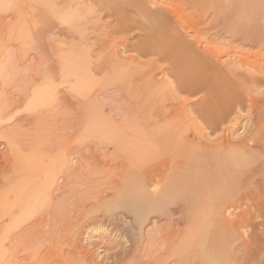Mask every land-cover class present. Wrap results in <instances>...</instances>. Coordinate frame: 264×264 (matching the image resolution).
<instances>
[{
  "label": "bare ground",
  "instance_id": "6f19581e",
  "mask_svg": "<svg viewBox=\"0 0 264 264\" xmlns=\"http://www.w3.org/2000/svg\"><path fill=\"white\" fill-rule=\"evenodd\" d=\"M20 1L12 4L10 21L3 26L17 28L21 35L15 34L17 38H30L28 55L35 73L29 77L27 98L11 96L7 106L14 108L18 101L35 108L52 95L51 90L38 88L44 80L36 73L47 42L59 65L73 76V90L78 84L84 89L81 84L94 82L95 77L101 79L102 94L109 99L102 106V112L109 113L102 115L103 122L110 119L107 130L117 128L118 120L126 121L127 129L143 130L161 150L154 159L134 163L66 159L43 174L32 170L31 159H6L7 264H182L180 255L197 242L191 238L195 232L184 235V224H196L188 222L187 213L190 219L195 216L191 211L200 212L197 223L214 225L216 231L249 225L256 215L228 213L242 204L256 210L264 206V0ZM5 20L1 15L0 24ZM139 33L144 37L131 43ZM2 49L0 44V53ZM0 64L4 76L5 60ZM245 109L243 123L240 111ZM239 118L243 132H229L226 123ZM101 227L113 233L105 244L112 252L102 254L105 251L94 249L97 242L94 246L82 242L86 233ZM259 236L253 241L240 239V249L235 248L240 253L229 264L253 261L252 244L264 248ZM121 238L129 243L122 249ZM208 258L185 262L214 264L215 256Z\"/></svg>",
  "mask_w": 264,
  "mask_h": 264
},
{
  "label": "rangeland",
  "instance_id": "374dc122",
  "mask_svg": "<svg viewBox=\"0 0 264 264\" xmlns=\"http://www.w3.org/2000/svg\"><path fill=\"white\" fill-rule=\"evenodd\" d=\"M9 1L0 0V16L6 15L5 22H2V24H0V27H1L0 36L2 37V40L0 38L1 40L0 44L1 46H3L2 52L0 53V60H5V75L4 76L0 75L1 77L0 84H3L4 89H5V111L0 112V264H7L6 257H5V161L6 159H27V160L31 159L32 161L30 162L32 163V166H33L32 170L34 172L36 171V173L39 172V170H41V173L43 174L42 170L44 172L50 169L55 170L56 169L55 165L57 167L59 161H60L59 163H61L63 160H66V159L67 160H70V159H91V160L93 159H124L127 161L129 160L130 163H134L138 161H145L146 159L148 160L152 159L153 154L155 155L156 152H160L161 150L160 149L161 147L156 145V143L154 145V142L150 140L151 139L150 137L145 136L143 130H140V129L130 130V128L127 129L125 127L126 121L120 122V120H118L119 125L117 126V128L114 126L111 131L107 130L109 128L107 127V124H109L110 119L108 118L107 122H103L104 119L102 118V115L106 116V114H109V113L107 110L105 112H102V108H103L102 106H104V104L106 105L108 103L107 100L109 101V99L105 98L104 97L105 95H103L105 93L104 92L105 87H103L104 84L102 83L101 79L98 77H95L94 80L97 82L95 81L93 82V79H91L92 80L91 83L89 80L81 84L83 85L84 89L83 88L80 89L79 84H78V87H76L78 88V90L76 89L73 90L72 85L75 84L73 76L67 71L66 68H65L66 70H64L63 66L59 65V63L57 62L56 56L54 55L52 50H50L51 49L50 45L47 42H46L44 51H42L41 55L39 56L41 57L39 63H41V61L42 63L41 65L39 64L40 65L39 68L37 64L36 73L38 74V78L40 79L43 78L44 80V82L40 81V86H38V88L42 91H44V89L47 88L46 90H51L52 95L47 97L48 100L46 99V96H45V99L44 100L42 99L41 102L35 108H32L31 106H29V104L26 101H25L26 103H23V104H18L17 103L18 101L15 102L16 107L14 106V108L7 106V103H10L11 101L10 99L11 96L16 99L21 98L22 100H25L27 98L26 95L30 93L29 88H30V85H32V79L29 81V77H31V75L35 73L34 66L32 65V57L31 55H28L32 53V49L30 48V46L32 45L29 46L30 38L21 37L22 38L21 39L19 38L21 35L17 34L19 32L17 28L14 27L11 30L10 27L6 29V27L3 26L4 23L6 26V22L8 23L10 21L9 18H10L11 12L14 11L13 8L11 9V7L14 5V3H17V2L21 3L20 0H17V2L16 0L14 1L9 0ZM178 2L187 3V1H184V0L177 1V3ZM6 3H9V4H6ZM5 6L7 9H5ZM14 29L17 30V33H16V30ZM10 32L12 33L10 34ZM9 34L12 35L11 38ZM15 34H17V36L19 37L17 38ZM3 35H4V38H3ZM143 37L144 36L140 35L139 33V35L132 37L130 42L135 43L139 41L140 39H142ZM23 42L25 44H22ZM5 47L7 48L5 49ZM18 48L20 49V51ZM29 49H31V51ZM46 49H47V52H46ZM28 50L30 51L29 53H28ZM19 52L21 55V56L19 55L20 57L18 56ZM24 54H25L26 59L24 57ZM47 54L48 56L54 55L53 60H48V61L45 60L44 56ZM224 58H228V56L226 55ZM44 61H46L45 64H44ZM162 63L164 62L160 61V64ZM44 68L46 71L44 70ZM39 69L41 70L40 72H39ZM48 72L51 74L49 75ZM45 73H47L46 76H48L49 78H46L44 76ZM3 77L5 80H3ZM3 81L5 83H2ZM87 84L90 86H88ZM79 89L81 91H79ZM83 90L86 93H84ZM101 95H103V97ZM81 98H83V100ZM99 98L101 100H99ZM102 98H103V102H102ZM77 100L79 103L77 102ZM91 102H93V104L95 105L94 107H93V104L91 105ZM86 103L90 104V107H91L90 109H89V104H87L88 109L86 108ZM100 103L102 104L100 105ZM75 105L76 107H74ZM94 109L96 110V112H94L95 111ZM99 109L101 110L102 114L99 113L100 111ZM69 110L70 111L73 110V111L68 113ZM88 111L90 113L89 115H87ZM92 112L93 114H91ZM241 112H242L241 118L245 120L243 121V123H245L247 121V116H248L247 109L240 111V113ZM96 113H97V116H96ZM83 116L85 117V119ZM89 117H92V118L90 119ZM241 118H239L240 120H237V119L235 121L232 120L231 122H229L230 124L226 123L227 127L230 130L229 132L231 131L233 132V130H236V129H237L236 134L237 133L240 134V131L241 133L243 132L244 127L241 126L242 125L241 120L243 119ZM98 119L101 121H98ZM86 120L88 123H86ZM91 120L93 121L91 122ZM83 121L85 122V124ZM4 122H5V125H4ZM98 122L100 123L98 124ZM2 123H3V128H2ZM233 125H235V127ZM4 126H5V129H4ZM102 127L105 128L106 133H104V129ZM231 127H234V129ZM113 129H115V131ZM103 133H104V136H103ZM114 133L116 134L115 136H114ZM140 134L142 135L140 136ZM124 135L126 138L124 137ZM214 136H215L214 134L211 135V137H214ZM140 139L142 140V142L139 141ZM155 147L156 148L159 147L158 148L159 150L158 149L154 150ZM106 151H107V154L105 156ZM152 151H154V153ZM167 155L169 156V153ZM157 157L158 156H156L155 159ZM246 208H247V212L244 211V209L246 210ZM231 209L232 210L230 211L232 212L228 214L229 216L232 215V217L234 214L235 216H238V214L239 216L256 215V217L254 219H251V221H249L250 222L249 225L247 223L245 224V226L240 227L239 229L241 231H238L239 229H235V230L225 229V228L219 227L218 225H215L216 227H219L217 228V231H216V228L214 227V225H211L208 228L209 224L206 225L205 223H203V221H200L199 223H197L199 219L196 220L195 218L196 217L198 218V216H200L199 215L200 212L195 213V211H191L192 216H193V212L195 214V216L192 217L194 219L193 221L191 217L189 219V216H188L189 213L186 214L185 217L188 219V222L191 220L192 222L190 221V223H192L193 225V223L196 221V224L198 225L196 226V224H194V226H191V224L187 225L186 223L188 227L187 229V227L184 224V227H185L184 235L185 237H191V235L195 232L194 234L195 235L197 234V235L191 238L192 239L194 238L193 240H196L197 242L196 244L192 246L190 250L185 251L184 253L180 255V258L182 256L181 258L182 264L183 263L186 264L185 261L188 258L209 259L208 258L209 256H215L216 260L214 264H224V263L229 264L233 262V260L231 259L234 258V255L236 257L238 256L237 254L240 253L238 249H235V248L239 247L240 249L239 244L241 243L242 240H244L243 238L249 241H253L254 239H256L257 235L258 236L260 235L259 236L260 239H264V225H263L264 224V206L262 210H261V207L260 209L258 208V210H256L257 207H254V206L249 207L248 205L246 206L245 204L244 205L242 204L236 207L234 206ZM249 210L253 214H251ZM252 210H255V211H252ZM254 222H255V226H253ZM256 224L258 225V227H256ZM189 226H190V229H189ZM194 227L196 228V230ZM191 228H194V229L192 230ZM102 229L103 227H101L97 231L94 230L93 232L86 233V235L83 236L84 238L82 242L85 245H91V246H94V243L97 242V244L95 243L96 246L94 247V249L100 252L105 251L104 253H102V254H105V253L112 252L113 250V249L107 248L105 245L106 243L110 242L111 236L108 237V235L109 234L112 235L113 233H110L111 231H104ZM220 229L221 231H219ZM261 229H262V232H261ZM213 230L215 231L213 232ZM133 231H136V230L134 229ZM244 231L246 235H244L245 234ZM132 234L133 233L131 232L130 235ZM227 234L228 236H226ZM87 235L89 237H86ZM134 235H136L137 237V233H135ZM134 235L130 237L134 238ZM213 235L217 236V238L214 237V240L211 239L213 238ZM223 235L226 237V239L228 237L230 241L227 242L228 240H226L225 242L224 240L225 238ZM257 239L259 238L257 237ZM89 242L91 244H89ZM121 242H123V245L122 243H119L121 244L120 246L121 249H122V246L124 247V245L129 244L128 242L127 243L125 242L124 238L123 240L121 238ZM98 243H99V246H98ZM113 243H116V241ZM119 244L114 248V250H117L116 248L119 247ZM233 244H234V247H231L233 246ZM254 246L256 249L254 248ZM228 247H230L231 250L230 249L228 250ZM261 247L263 248V246L257 247L255 244H252L251 250L252 252L253 251L254 252L250 260H253V261H249L247 264H264V248L262 249ZM121 249H118V250H121ZM214 249L215 251H213ZM261 250L262 252L259 253ZM198 251H200V253ZM220 252H222V254ZM256 252L258 253V257H257ZM218 254L219 256H217Z\"/></svg>",
  "mask_w": 264,
  "mask_h": 264
}]
</instances>
